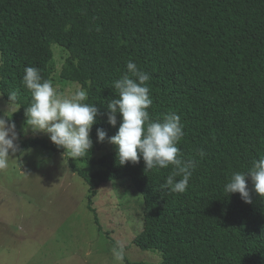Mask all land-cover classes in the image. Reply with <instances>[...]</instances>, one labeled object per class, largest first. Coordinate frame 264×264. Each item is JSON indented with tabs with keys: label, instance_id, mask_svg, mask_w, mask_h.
I'll return each mask as SVG.
<instances>
[{
	"label": "trees",
	"instance_id": "trees-1",
	"mask_svg": "<svg viewBox=\"0 0 264 264\" xmlns=\"http://www.w3.org/2000/svg\"><path fill=\"white\" fill-rule=\"evenodd\" d=\"M52 44L69 53L60 78L78 84L99 109L92 149L71 159L101 169L86 174L72 160L71 169L88 183L129 179L143 201L132 243L161 254L157 263L123 257L124 264H264V198L253 194L249 204L224 192L233 172L264 155V0H0V94L15 107V125L26 121L32 102L24 68L37 67L51 81ZM129 59L151 76V120L174 111L184 124L177 146L198 162L184 193L161 187L171 165L146 170L141 158L120 166L116 148L92 158L97 129L107 137L118 130L119 114L113 127L105 113ZM33 147L61 150L34 137L15 153ZM93 195L87 207L98 225Z\"/></svg>",
	"mask_w": 264,
	"mask_h": 264
},
{
	"label": "rangeland",
	"instance_id": "rangeland-1",
	"mask_svg": "<svg viewBox=\"0 0 264 264\" xmlns=\"http://www.w3.org/2000/svg\"><path fill=\"white\" fill-rule=\"evenodd\" d=\"M51 50V81L58 93L70 96L80 86L60 78L69 53L57 44ZM14 109L0 94V117L11 123ZM24 126L25 121L16 124L17 145L39 137L58 147L44 133L25 134ZM114 149L108 140L97 142L92 158ZM71 160L63 148L33 147L20 155L10 151L9 166L0 169V264H124L123 257L129 262H159L160 252L143 251L132 243L142 230L143 201L129 179H92L91 190V183L71 169ZM73 166L86 174L101 169L79 160ZM93 193L98 225L87 207ZM117 241L123 242L122 259L112 252Z\"/></svg>",
	"mask_w": 264,
	"mask_h": 264
},
{
	"label": "clouds",
	"instance_id": "clouds-1",
	"mask_svg": "<svg viewBox=\"0 0 264 264\" xmlns=\"http://www.w3.org/2000/svg\"><path fill=\"white\" fill-rule=\"evenodd\" d=\"M126 68L127 71L113 82L118 98L108 101L105 113L107 122L113 127L117 126L119 114L118 130L114 136L107 137L106 131L98 128L97 142L103 143L107 137L108 142L116 148L120 166L129 162L138 163L141 158L146 170L163 169L171 165L173 170L161 187L173 193H184L198 162L194 159L185 160L177 146L184 136L181 117L169 111L161 120H151L148 111L153 102L148 85L151 76L139 69L131 59L126 62ZM22 84L32 97L30 106L25 108L24 133L27 134L29 130L33 134L44 133L71 158L84 157L93 147L90 133L99 114L96 104L86 102L87 92L79 88L70 96H63L33 66L24 68ZM8 97L10 101H15L16 93L12 92ZM17 139L15 123L0 117V169L9 166L10 151L15 153L18 149L14 143ZM199 155H205L203 149ZM249 178L251 188L247 184ZM224 192L227 195L239 193L241 199L249 204L253 202V194L264 198V155L253 160L247 171L233 172L224 186ZM122 249L123 242L117 241L112 252L122 259Z\"/></svg>",
	"mask_w": 264,
	"mask_h": 264
}]
</instances>
